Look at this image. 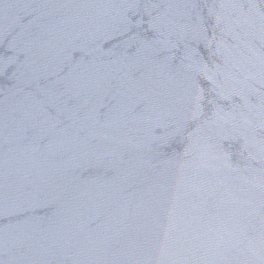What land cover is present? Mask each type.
Returning a JSON list of instances; mask_svg holds the SVG:
<instances>
[{"label":"water","instance_id":"water-1","mask_svg":"<svg viewBox=\"0 0 264 264\" xmlns=\"http://www.w3.org/2000/svg\"><path fill=\"white\" fill-rule=\"evenodd\" d=\"M0 264H264V0H0Z\"/></svg>","mask_w":264,"mask_h":264}]
</instances>
